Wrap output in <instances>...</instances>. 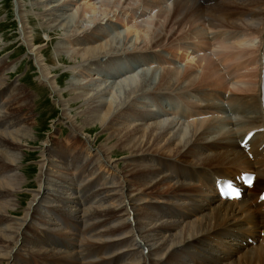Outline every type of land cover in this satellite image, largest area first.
<instances>
[{
    "label": "bare ground",
    "instance_id": "bare-ground-1",
    "mask_svg": "<svg viewBox=\"0 0 264 264\" xmlns=\"http://www.w3.org/2000/svg\"><path fill=\"white\" fill-rule=\"evenodd\" d=\"M20 2L24 5L25 0L18 1L19 6ZM32 3L46 7L41 12L42 17L54 13L53 22L60 20L56 30L64 25L66 29L62 33L66 42L62 44L66 46L80 39V45H88L82 49L73 48L77 50L74 58L86 62L79 72L76 71L80 75L90 72L92 64L118 56L121 49L113 47L110 40H102L100 35L103 28L111 25L110 17L116 15L122 18L127 36L132 35L128 39L132 48H122L124 53H132L136 48L157 50L172 44V48L185 53L188 66L196 68L199 64L201 75L209 81L203 87L195 86L200 74L187 71V66L184 70L165 68L161 71L160 82L164 87L158 86L152 91V83L144 80L148 75L142 76L143 80L130 92L126 90L128 93L120 102L104 97L114 85L106 84L99 89L93 86L96 90L92 93L90 84L75 82L66 89L73 97L65 100L64 94L53 84L63 102L64 118L75 126L74 132H87L88 124L96 122L109 133L107 143L94 152L87 142L82 143L87 151L83 157H64L62 154L67 146L54 149L52 154L60 157V164L44 151L37 175L39 189L21 219L13 220V212L20 211V204L14 197L24 186L25 177L18 167L24 158L22 148L36 136L27 109L30 93L9 82L3 75L6 66L0 67V264H32L34 255L53 257L46 264H264V209L258 201L264 188V132L257 130L251 137V134L246 135L249 130L259 128L264 118L256 98L258 89L254 87L258 85V73L252 70H259V76L262 71L264 0H205L204 3L201 0H84L76 13H68L70 4L65 0H33ZM161 4L166 6L157 12ZM19 17L29 53L33 58L37 56L43 74L50 78L52 72L46 67L48 63L41 61L44 59L37 37L33 36L26 19L24 22L21 14ZM155 20H158L156 24ZM187 25L189 31H185ZM72 27L77 31H72ZM215 28L235 29L261 41L254 49H247L242 44L244 40L207 39L208 31ZM47 35L50 37L54 33L50 31ZM197 39L201 40L204 50L190 44ZM3 65L6 64L3 62ZM250 68L252 71L246 73ZM244 73V78L232 81L241 93L228 98L230 105H238L236 108L244 111L242 114L229 113L227 125L224 122L228 119L219 120L208 115L222 108L218 103H189L191 107L184 115L200 119L187 125L165 118L167 115L163 113L154 117L148 109L130 114L143 93L157 96L176 91L186 100L194 88L222 87L224 79L227 80L226 74L232 78ZM131 76L123 81H134L138 77ZM78 99H81L80 120L67 108L70 101ZM174 108L179 114L181 108L178 105ZM129 115L141 122L128 119ZM149 119L153 121L144 122ZM232 124L236 127L233 134L228 128ZM246 140L251 146L243 149L240 142ZM118 151L127 155L124 166L116 161ZM226 165L239 173L254 170L258 175L255 185L239 200H222L215 188V181L226 173ZM49 190L54 193L53 201L47 196ZM209 191L213 193L211 198L207 195ZM153 198L161 200V204H155ZM50 204L59 207V214H56L64 217V228L68 227L66 223L72 227L73 236L79 232L80 219L99 222L96 240L85 247L80 242V249L77 245L68 248L65 251L76 249L77 255L61 258L66 253L49 243L54 245L50 238L57 237L52 231L47 235L46 230H38L37 235L27 232V228L43 227L39 222H44L48 229L61 231L63 223L43 219L42 205ZM226 234L223 240L235 247L234 257L216 242ZM68 235L64 233L58 238L60 244Z\"/></svg>",
    "mask_w": 264,
    "mask_h": 264
},
{
    "label": "rangeland",
    "instance_id": "rangeland-1",
    "mask_svg": "<svg viewBox=\"0 0 264 264\" xmlns=\"http://www.w3.org/2000/svg\"><path fill=\"white\" fill-rule=\"evenodd\" d=\"M18 1H21V0H17V3H15V0H0V67L6 66V68L3 71V75L7 76L9 82L15 84L16 87L17 86L23 87V89H25V91L30 93V97L27 100L30 104H29V108L27 107V109L30 110V111H28V114H30L32 116V120H30V124L33 125V128H34L33 134L36 136V138L33 142L26 144V146L24 148H22V150H24V151H22V155L24 156V158L22 160V163L18 164V167H19V170H21L22 175H24L25 178H24V184H23L24 186L16 192V196L14 197L16 202H18V204H20V208H19L20 211L19 212H16V211L13 212V214H12V216L14 217L13 220L21 219V217L24 215V212H25L24 209L29 207V205L31 203L32 196L36 193L37 189H39V182H37V181H39L38 176H39V172H40V168H41L40 167L41 162L43 160L42 154L44 151H46V154L53 155L52 152H54V149H61L62 147L67 146L66 149L64 150L63 154H62L64 157H68L70 155H73L75 157H77V156L83 157L84 155L87 154V151L83 147L84 145L82 146V143L85 140H84V138L80 137V134H83L90 141L91 145L93 144L94 149H100L101 145H103L104 143H107V137H108L109 133L100 124H98L96 122L88 124L89 126L86 128L87 132L79 133V131L78 132L73 131L75 126L70 121H68L67 118H64L63 102H62L61 98L57 95L56 89H58V91H60L62 93V95L64 94L63 98H65V100H70V98H72L73 96L70 93H68L66 89H68V87H71L72 84L75 82L78 84L79 83L80 84L84 83L87 85L90 84L89 88H90L91 92L93 90H96L99 88H104L106 86V84L110 85L109 87H111V85H114V89H112L111 92L109 94L107 93L106 96H104V97L109 98V99L110 98H114V99L116 98L117 102H120V99L121 100L124 99L126 94L128 92H130L131 89L133 90V88L136 86L135 84H137L140 80H143L144 76L146 77L148 75V79L145 78L144 80H149L150 83H152V85L150 84L152 91L161 87L162 86V84L160 83L161 82V74H162L161 71H163L166 68V67H160V68L158 67L157 68V67H151V66L143 65L142 67L144 70L140 74H126L124 76L123 75H117V74H114L113 72H111L105 64V62L112 59V57H111V59L109 58V60H107V59L105 60V58H104L103 59L104 61L100 64H98V63L92 64L93 66H92V69L90 72H84V74L80 75V74H78V72H79L80 68L86 64V62H83L81 60L74 58V56H75L74 53L77 52V50H74V49H77V48L82 49L84 46L88 47V45L87 44L86 45H80V39H77L74 42L66 44V46H65V44H62V43L66 42V37L63 35L62 30L66 29V28L63 25L62 26L63 28L62 27L60 29L58 28V30L55 29L60 20L58 19L57 21L53 22V19L55 18L54 13L42 17L41 12L43 13V11L46 9V7H38L37 4L35 5L32 3L33 0L32 1L31 0H25L24 5L20 2L21 5L19 6ZM65 1H67L70 4V8H69L68 13H76L80 9V7L82 6V3H83L82 0H65ZM166 4H169V3H166ZM163 6H166V5L164 4ZM163 6L161 4L159 6V8L157 7V9H158L157 12ZM22 9L25 11H23ZM20 14L23 16V21L25 22V19H26V22L29 23L28 25L31 26V27L30 26L29 27H30V31H32V34H34L33 36L37 37L38 43L41 46L38 48L41 50L40 54L42 55V58L44 59V61L43 60H41V61L43 63L47 62L48 64L46 67H48L49 71L52 72V73H49L50 78H49V76L46 77L43 74V71L41 69V65H39L40 63H39L38 59L36 58L37 56L36 57L34 56V58H33L31 53H29V48L26 45L25 40H24L25 38L23 36V29H22L23 27L21 26L22 21H20V17H19ZM64 16H66V15H64ZM76 18H77V16H76ZM157 21L158 20H155L154 24H156ZM110 23H111V25H110L111 27L108 26V27L103 28L100 31L101 32L100 35H101V38H103L102 40H104V41L110 40L111 44L112 45L114 44L113 47H117V48L121 49V51L118 54H116L118 56L129 57L133 53H138V52H141V54H144V55H150L144 51H148L149 53H154L156 51H163L164 47H166V46H164V47L162 46L163 48L159 47V49H157V50H151V49H148V50L142 49L141 50V49L136 48L132 53H124L125 51H123L122 48H124V47L132 48V47H130V46H132V43L129 42L132 35H130L129 37L127 36L126 27L123 26L124 23H123L122 18L120 16H116V15L111 16L110 17ZM161 25H162V23H160V26ZM72 28H71L72 31H74V32L77 31L76 28H73L74 30ZM50 31L53 32L54 35H51L49 37L47 34H49ZM185 31H189V25H187V27L185 28ZM242 34H244V36H246L247 38L252 36V35L246 34L245 32ZM126 41H127V44H126ZM129 44H131V45H129ZM142 45H143V42H142ZM170 46H172V44H170ZM67 49H68V51H67ZM150 56H152V55H150ZM115 57H117V56H115ZM142 57H143V55H142ZM154 58H157V57L154 56ZM184 61H186V60H184ZM3 62L6 65H3ZM197 65L199 66V68H197L198 66H196V68H195V66L190 67L191 65L188 66V63L185 62L184 65L180 66L181 68L180 67H177V68L179 70H181V69L184 70V68L187 66L186 67L187 71H188V69L193 70V72H195L194 74H196L197 76L200 74V76L197 79L199 82L198 83L196 82L195 86L200 85L199 87H203L206 84H208L209 80H207V77H205V75H203V76L201 75V73H200L201 72V69H200L201 66L199 64H197ZM43 67H44V65H43ZM202 69H203V67H202ZM77 70H78V72L76 73ZM195 70H197V71H195ZM252 70H255L259 76V70H256L255 68H253ZM252 70H250V71H252ZM147 72H149V74ZM246 73H248V71ZM246 73L240 75L241 77L238 76L239 78H237L235 81H237L241 78H244L246 76ZM108 75H110V77H108ZM131 75H138V77H136L134 79V81H129V82L123 81V78H125L127 76L132 77ZM226 75H229V74H226ZM258 76H257V80H259ZM140 77H141V79H140ZM243 80L247 81V79H243ZM52 81H54L55 83ZM149 81H147V82H149ZM235 81H233V82H235ZM248 81H251V79ZM223 83H224V85H226V86L222 85L223 88L230 87L229 85H232V84H229V83H231V81L229 82L225 79H224ZM53 84H54V86L56 84L57 88L54 87ZM75 86H77V85H75ZM93 86L95 88L96 87L97 88L95 89ZM232 86L234 87L236 92H238V93H235V95H239L241 92L235 88L234 84ZM162 87H164V86H162ZM216 87L221 88V86H216ZM254 87H256V90H257L259 87V82H258V85L254 86ZM54 88H56V89H54ZM211 88L216 89L214 86H211ZM211 88H206V89H211ZM194 90H196V88H194L193 91L192 90L190 91L191 92L190 96L186 100H185V98H182V95L176 94V91L175 92H165V90H164L165 93H172L169 96L170 98H173V96H175V94H176V96H177L176 98H178L181 101V103L178 105V107L181 108V111L179 112V114L182 113L183 119H185L186 121H183V119H182V121L179 122V119H177L175 117V116L179 115L178 113L175 112V108L173 109V112H172L174 116L165 114L163 112V114L167 115V117H165V118H170V119L175 120L179 124H186V125L188 122L200 119V117H198L196 119H192V118L190 119L187 117V115L186 116L184 115V111L186 109H188V107H191L190 104L196 103V104L201 105V103H199V101L194 100V96H195L194 93L196 92ZM203 90H205V89H203ZM162 92H163V90H162ZM161 94H164V93H161ZM161 94H159V95H161ZM159 95H157V96H159ZM157 96L153 95L151 93H143L138 98L140 100L138 103H136L134 105L135 107L132 108L130 114H134L135 112H142L143 110L148 109L155 117L157 112H155L154 111L155 109L153 107H151L149 104L151 103L150 98L151 97H157ZM205 96H206L205 98L208 101H215V99L211 95H209L208 93H205ZM231 98H232V96L229 99H231ZM229 99H227V102ZM3 100L5 101V98ZM166 100L169 103V100L168 99H166ZM190 100H193V101H190ZM220 102L223 103V105H224V102H226V100H224L223 98H218L216 101V103H218L217 105H219V106L221 105L220 107H223ZM80 103H81V99H78V100L70 101L69 104L67 105L68 106L67 107L68 112H71L72 115H75L74 117L78 118L79 120L81 119L80 115L78 114L80 112ZM183 107H184V109H183ZM138 109H140V110H138ZM221 111H222V108L217 112H220L222 114V116H221V114H218L216 117H218L219 120L220 119H228L227 121L224 122V125H227L230 122L229 117H228L229 113L223 112V111L221 112ZM234 111L237 112L238 114H242L244 110H242V109L238 110L237 108H234ZM174 113H176V114H174ZM154 117H152V118L154 119ZM128 119H130L132 121H136L138 118H134L132 115H129ZM150 121H153V120L149 119V120H145L144 122L147 123ZM136 122H141V119H139ZM228 128L231 130V132L233 134V131H235L236 127L234 124H232ZM71 133H72V135H74L75 138H73V136L70 135ZM39 135H41V136H39ZM88 145H89V143H88ZM76 146H77V150H80V151L76 150ZM49 149H50V152H49ZM94 149H92V150H94ZM151 154H156V155H160L162 157H167V156L161 155L159 153H151ZM156 155H151V156H156ZM53 156H54L53 159L55 158L57 160V163L60 164L61 160L58 159L60 157H56L55 154ZM126 156L127 155L125 153L118 151V153L115 155V158H116V161L121 163V166H124V164L127 162ZM179 162H181V161H179ZM226 166L228 168H231L230 165L229 166L226 165ZM226 166L224 167V170L227 173L228 169L226 170ZM126 170H127V168H126ZM173 177H176V176H173ZM209 192L210 193H208L207 195L211 198V196H213V193L211 191H209ZM47 196L51 198V201H53V199L55 198L52 190H49L47 192ZM154 198H153V202H155V204L160 205L161 200L160 201H159V199L155 200ZM82 199L92 201L91 199L85 198L83 196H82ZM94 201H102V199L101 200H94ZM51 206H53V207H51ZM42 207H43V209H41V210H42V212H43L42 214L44 216L43 219L44 220L51 219L52 221H49V222H53V223H54V221H56L57 223H60V224L63 223V226L61 227V231L48 229L45 226L44 222H39V223H43V227L40 226V228H39L38 226H36L35 227L36 229L27 228V232L29 231L30 233L37 235L39 233L38 230L43 231L41 229V227L42 228L45 227L46 231L47 230H49L50 232L52 231L51 233L57 235V237L56 236L52 237L53 238L52 242L54 243V245L50 241H49V243L52 245L53 248L61 250V251L66 253V256L61 257V258H66L68 255H71V256L77 255L76 249L71 250L70 252L65 251V250H68V248L71 249L77 245L78 249H80V242H81V246L85 247L89 244H92L96 240L99 222L94 221V220H82V219H80V221L78 222V225H77V229L79 232H78V234L73 236L72 227L69 226L68 223H66V226H68V227L64 228V226H65V223L63 220L64 217H60L59 215L57 216V214H59L58 213L59 212L58 206H54V205L50 204V205H47L45 207H44V205H42ZM43 216H41V217H43ZM46 216H48V217H46ZM65 222H67V221H65ZM64 233L69 234L68 239L63 244H60L61 239H58V238H60L61 235H64ZM262 234H263L262 236H264V232ZM79 236L80 237L82 236L83 238H79ZM55 240H57V241L59 240L58 241L59 243H57V241L55 242ZM55 244L56 245L60 244V246L59 245L55 246ZM52 258L53 257L39 258V257L34 255L31 262H32V264H46V263L50 262ZM186 258L190 262V256H187ZM190 264H192V263L190 262Z\"/></svg>",
    "mask_w": 264,
    "mask_h": 264
},
{
    "label": "snow or ice",
    "instance_id": "snow-or-ice-1",
    "mask_svg": "<svg viewBox=\"0 0 264 264\" xmlns=\"http://www.w3.org/2000/svg\"><path fill=\"white\" fill-rule=\"evenodd\" d=\"M228 188H229L230 190H233L231 185H228ZM233 191H234V190H233Z\"/></svg>",
    "mask_w": 264,
    "mask_h": 264
}]
</instances>
